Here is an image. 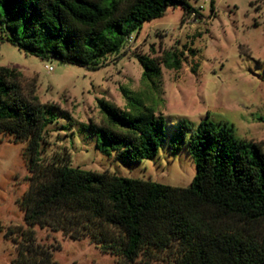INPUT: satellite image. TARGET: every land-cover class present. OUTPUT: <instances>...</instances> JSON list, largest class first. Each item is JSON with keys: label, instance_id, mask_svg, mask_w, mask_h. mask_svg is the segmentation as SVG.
Instances as JSON below:
<instances>
[{"label": "trees", "instance_id": "16d2710c", "mask_svg": "<svg viewBox=\"0 0 264 264\" xmlns=\"http://www.w3.org/2000/svg\"><path fill=\"white\" fill-rule=\"evenodd\" d=\"M175 4L182 16H201L187 0H0V34L39 59L56 57L96 68L97 60L118 53L143 21L163 15ZM134 56L140 76L149 81L159 76V64L180 66V52L174 49H163L158 56ZM18 77L13 67L0 65V133L24 141L26 166L34 172L42 132L53 115L43 109L32 87L19 91ZM120 91L127 107L96 100L106 119L87 126L95 132V147L124 161L155 157L164 141L162 115L125 87ZM181 146L194 166L186 186L67 163L50 166L47 177L18 200L26 226L11 238V264H57L50 251L34 241L31 226L66 229L79 216L88 231L96 224L114 227L115 244L102 238L94 242L128 262L144 243L163 248L176 240L173 264H264V233L240 231L218 221L264 219V153L258 142L237 137L226 120L204 117L188 127L187 120L179 118L166 148L173 153Z\"/></svg>", "mask_w": 264, "mask_h": 264}, {"label": "rangeland", "instance_id": "374dc122", "mask_svg": "<svg viewBox=\"0 0 264 264\" xmlns=\"http://www.w3.org/2000/svg\"><path fill=\"white\" fill-rule=\"evenodd\" d=\"M187 2L201 16H182L178 4L167 6L163 15L143 21L118 53L99 58L96 68L56 57L39 59L0 34V65L13 67L19 73V91L26 93L32 87L43 109L53 115L43 129L34 172L26 166L24 141H13L11 135L0 133V264L12 263L15 245L11 238L26 226L19 198L36 181L47 177L50 166L67 163L186 186L194 171L191 158L184 146L173 153L166 148L179 118H185L188 127L204 117L226 120L237 137L258 142L264 153V120L257 119L264 118V0ZM163 49L180 52V66L172 69L159 64L160 73L154 81L142 78L134 54L158 56ZM120 87L163 117L164 141L153 158L124 161L94 145L95 132L87 126L106 119L96 100L103 98L127 107ZM83 221L79 216L77 223L66 229L33 224L34 241L46 247L57 264H173L176 240L163 248L144 243L128 262L116 251L94 242L102 238L115 244L114 227L92 222L91 226L97 227L88 231ZM218 221L240 231L264 233V219L232 217Z\"/></svg>", "mask_w": 264, "mask_h": 264}, {"label": "built area", "instance_id": "2783aa9c", "mask_svg": "<svg viewBox=\"0 0 264 264\" xmlns=\"http://www.w3.org/2000/svg\"><path fill=\"white\" fill-rule=\"evenodd\" d=\"M43 66H44V68H46V69H49V68H50V66L47 65V64H44Z\"/></svg>", "mask_w": 264, "mask_h": 264}]
</instances>
